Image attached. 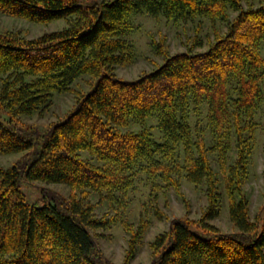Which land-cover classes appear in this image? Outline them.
Instances as JSON below:
<instances>
[{"label": "trees", "instance_id": "obj_1", "mask_svg": "<svg viewBox=\"0 0 264 264\" xmlns=\"http://www.w3.org/2000/svg\"><path fill=\"white\" fill-rule=\"evenodd\" d=\"M0 13L64 23L32 38L0 32V155H18L0 166V264H115L97 231L118 222L138 184L151 199L182 196L183 178L205 186L207 207L197 220H172L150 242L149 264H264V211L253 221L243 190L264 102V0H0ZM141 15L206 20L213 39L204 51L159 50L161 65L124 80L116 70L133 59ZM84 79L85 91L73 88ZM63 93L75 99L63 118L44 130L25 121ZM32 183L68 194L42 187L30 202ZM223 198L229 233L209 223ZM121 224L130 264L147 223Z\"/></svg>", "mask_w": 264, "mask_h": 264}, {"label": "rangeland", "instance_id": "obj_2", "mask_svg": "<svg viewBox=\"0 0 264 264\" xmlns=\"http://www.w3.org/2000/svg\"><path fill=\"white\" fill-rule=\"evenodd\" d=\"M133 23V33L129 37L133 46V59L130 63L120 66L116 70V75L124 80H135L140 75L151 72L161 65L164 58L159 50H165L169 54L182 52L188 48L204 51L213 39L214 29L206 20L182 24L173 23L163 17L152 18L141 15L135 17ZM63 25L64 23L59 21L45 26L0 13V32H19L27 38L36 37L46 31L61 29ZM216 29L222 32L225 27L223 24L217 23ZM260 54L264 58V40L260 45ZM73 88L85 91L87 88L85 79L77 81ZM262 89L264 93V81L262 82ZM74 101L73 93L55 94L49 110L40 115H34L25 121L29 125L44 130L49 123L63 118L72 109ZM204 112L205 110L201 111V117L204 116ZM192 118L195 120L194 117ZM255 122L257 125L252 155L248 161V175L243 188L249 200V216L253 221L264 211V102L256 112ZM148 124L154 126L155 121L150 119ZM17 158L18 155H0V166L7 167ZM42 187L64 197L68 194V189L60 185L32 183L23 187L28 201L37 199ZM181 191L182 196L173 190L166 192L159 190L157 199H151L148 195V186L138 184L136 189L129 194L127 207L124 213H120L118 222L108 229L97 231L96 241L99 249L113 263L122 264L125 259L129 236L124 232L121 220L132 223L135 228L141 219L147 223V228L137 247L135 258L130 264H149L151 259L150 242L157 235L167 231L172 220L178 218L197 220L207 207L204 185L195 186L183 178ZM98 209L101 210L100 214L107 211L103 205L99 206ZM111 213L113 214L114 211L112 210ZM209 223L219 228L223 233L234 231L229 221L228 205L225 198H223L219 215Z\"/></svg>", "mask_w": 264, "mask_h": 264}]
</instances>
